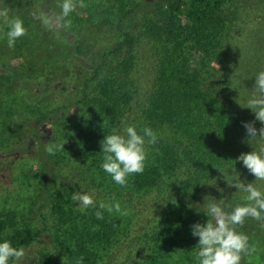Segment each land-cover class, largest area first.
Instances as JSON below:
<instances>
[{
    "label": "trees",
    "instance_id": "1",
    "mask_svg": "<svg viewBox=\"0 0 264 264\" xmlns=\"http://www.w3.org/2000/svg\"><path fill=\"white\" fill-rule=\"evenodd\" d=\"M249 1L162 3L154 13L156 19L140 36L124 34V43L111 53L119 62L109 67L95 93L85 95L72 116L69 130L76 134L78 145L66 152L86 166L98 189H111L102 200L107 203L120 197L117 190L122 188L136 193L153 191L163 201L161 217L153 214L146 219L152 223L151 231L137 228L136 235H129L136 239L128 246L137 250L120 249L112 264H195L199 238L192 235V226L209 219L205 197L219 202L225 193L221 195L218 189L228 187L236 199L238 190L226 181L235 182L234 169L242 182H256L238 159L258 150L259 142H248L243 124L255 121L257 129L264 126L251 109L242 107L256 75L264 71V0H253L262 7L263 17L259 13V19L252 22L242 18ZM247 23L252 24L251 29ZM153 54H158L156 73L142 86L138 62L151 60ZM137 99L144 102L134 107ZM132 122L154 132L164 128L170 132L157 135L143 174L130 176L128 186L121 187L101 167V141L120 123ZM27 173L37 175L34 170ZM72 192L61 189L50 198L55 247L67 256L65 263L75 264L83 256L84 264H100L99 253L118 243L127 219L104 212V219L98 220L96 209L78 210ZM188 200L191 205L186 207ZM13 217L0 220V242L8 240L17 248L30 245L38 234L19 227ZM254 260L261 263L257 252ZM45 262L48 259L40 254L37 264H48Z\"/></svg>",
    "mask_w": 264,
    "mask_h": 264
},
{
    "label": "rangeland",
    "instance_id": "2",
    "mask_svg": "<svg viewBox=\"0 0 264 264\" xmlns=\"http://www.w3.org/2000/svg\"><path fill=\"white\" fill-rule=\"evenodd\" d=\"M167 1L83 0L84 6L78 7L69 17L72 20L70 29L49 31L34 19L33 13L43 11L58 15L62 0H0V10L8 9L9 16L22 19L27 29V35L9 48L8 28L0 23V220L13 215L15 224L38 234L30 245L23 247L26 250L24 264H37L40 254L48 259L45 262L48 264H63L64 258L68 260L55 247L57 233L50 205L54 193L61 192V189L73 190L72 194L94 190L98 202L108 194L106 191H111L110 188L98 189L86 166L80 165L75 156H68L71 147L75 149L78 145L76 134L69 130V126L83 97L95 93L109 67L119 62V57L111 53L124 43V34L140 36L147 24L156 19L154 13L158 7ZM247 4L250 5L247 12L258 13L250 16L246 12L242 18L252 22L259 19V13L263 17L261 6H256L253 0ZM259 21L262 22L263 18ZM247 24L251 29L252 24ZM140 60L138 81L145 86L144 81L150 82L151 73H156L158 54H153L151 60ZM140 102L144 101L137 99L134 107ZM44 116V121H36ZM121 124L117 132H122L128 125H135L138 131L144 128L139 127L138 122ZM164 129H157L156 134L169 135L170 131ZM47 142L65 143V150L49 155L45 151ZM149 150L150 146L148 157ZM30 170L36 171L37 175L28 174ZM53 177H56L54 183L51 181ZM258 186L264 188L259 183ZM222 190L221 195L225 193L222 199L226 206H230L229 211L245 203L244 193H238L234 199L231 196L234 193L228 187ZM117 193L120 197L107 203L119 202L122 209L127 210L128 214L123 216L127 219L126 230L116 245L99 253L100 264H112L120 249H136L128 246L132 236L139 231L136 229L144 231L147 227L151 231L152 223L146 219L153 214L158 219L161 217L159 212L163 201L155 192L136 193L133 189L121 188ZM190 205L189 200L185 202L186 207ZM238 231L249 236L261 261L257 263L254 254L244 258L242 264H264V228L260 222L249 219Z\"/></svg>",
    "mask_w": 264,
    "mask_h": 264
},
{
    "label": "clouds",
    "instance_id": "3",
    "mask_svg": "<svg viewBox=\"0 0 264 264\" xmlns=\"http://www.w3.org/2000/svg\"><path fill=\"white\" fill-rule=\"evenodd\" d=\"M83 0H62L59 4L61 13L50 14L48 12L33 13L37 19L49 31L57 29L66 30L72 26L70 15L76 12L78 7H83ZM0 23L7 26V44L13 48L16 41L27 35L24 22L19 17H10L9 10H0ZM241 105V104H240ZM251 109L255 114V120L264 125V71L255 77V85L247 98L246 104L242 106ZM248 142L258 141V150L251 153L241 154L239 161L256 178L255 183H245L240 180L239 173L233 170L235 182L228 180V186L244 193V204L232 207L226 206L224 200H209L205 197L204 208L206 216L209 217L205 224L196 223L192 226V235L198 237V245L195 251V264H242L246 257H252L257 248L250 243L249 236L238 231L249 219L260 222L264 228V188L258 186V182L264 185V126L257 129L255 121L245 122ZM158 142L156 132L150 127L137 130L135 125H128L122 132L113 130L112 134L106 135L101 141L103 153L102 169L121 187H127L130 176L143 174L148 160V146ZM67 143V142H66ZM65 143H48L45 151L49 155H56L64 151ZM214 185H216V181ZM223 191L222 189H218ZM71 199L78 204V210L84 211L89 208L96 209L95 217L104 219V212L126 216V209H122L119 202L106 203L104 200L97 202L94 190L90 193L76 191ZM26 250L23 247H14L8 240L0 242V264H24L26 261ZM84 257H79L75 264H84ZM66 258L63 260L65 264Z\"/></svg>",
    "mask_w": 264,
    "mask_h": 264
}]
</instances>
